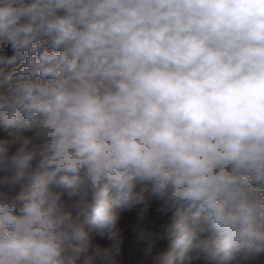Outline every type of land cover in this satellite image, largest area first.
Here are the masks:
<instances>
[{"label":"clouds","instance_id":"9594fccd","mask_svg":"<svg viewBox=\"0 0 264 264\" xmlns=\"http://www.w3.org/2000/svg\"><path fill=\"white\" fill-rule=\"evenodd\" d=\"M0 264H264V0H0Z\"/></svg>","mask_w":264,"mask_h":264}]
</instances>
